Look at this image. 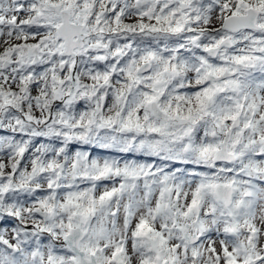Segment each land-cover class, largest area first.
Segmentation results:
<instances>
[{
	"label": "snow or ice",
	"instance_id": "1",
	"mask_svg": "<svg viewBox=\"0 0 264 264\" xmlns=\"http://www.w3.org/2000/svg\"><path fill=\"white\" fill-rule=\"evenodd\" d=\"M0 264H264V0H0Z\"/></svg>",
	"mask_w": 264,
	"mask_h": 264
}]
</instances>
